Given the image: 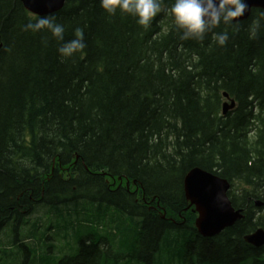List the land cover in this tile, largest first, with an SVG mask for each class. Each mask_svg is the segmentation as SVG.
<instances>
[{
	"label": "trees",
	"instance_id": "trees-1",
	"mask_svg": "<svg viewBox=\"0 0 264 264\" xmlns=\"http://www.w3.org/2000/svg\"><path fill=\"white\" fill-rule=\"evenodd\" d=\"M53 13L65 41L83 29L82 54L60 57L50 34L22 31L37 15L0 0L5 264H264L243 239L264 226V12L221 24L224 47L211 33L181 40L165 12L147 29L99 0ZM195 167L226 178L243 211L213 236L184 196Z\"/></svg>",
	"mask_w": 264,
	"mask_h": 264
},
{
	"label": "clouds",
	"instance_id": "clouds-1",
	"mask_svg": "<svg viewBox=\"0 0 264 264\" xmlns=\"http://www.w3.org/2000/svg\"><path fill=\"white\" fill-rule=\"evenodd\" d=\"M99 6L109 16L119 12L134 18L137 25L144 29L151 26L158 14L165 12L171 18L172 26L181 33V40L202 41L211 33L212 39L219 47L226 46L229 33L215 30L221 24L237 26L240 23L239 18L249 10L246 0H171L169 6L164 5V0H99ZM22 31H43L50 34L59 44L57 53L62 58L82 54L86 48L81 28L74 30V38L65 41V27L57 22L54 13L37 15L34 21L30 20L22 26ZM254 36L255 33L252 34L253 38Z\"/></svg>",
	"mask_w": 264,
	"mask_h": 264
},
{
	"label": "water",
	"instance_id": "water-1",
	"mask_svg": "<svg viewBox=\"0 0 264 264\" xmlns=\"http://www.w3.org/2000/svg\"><path fill=\"white\" fill-rule=\"evenodd\" d=\"M29 12L43 15L59 10L66 0H20ZM249 10L239 20L249 17L252 8L264 11V0H246ZM225 97L227 94L223 93ZM234 106L224 102L223 113ZM229 183L214 173L195 167L189 170L183 178V191L190 205L194 206L197 216L194 225L202 236H212L224 228L231 226L242 216L241 209H234L226 191ZM244 240L255 246L264 245V229L258 228L252 233L244 235Z\"/></svg>",
	"mask_w": 264,
	"mask_h": 264
},
{
	"label": "rangeland",
	"instance_id": "rangeland-1",
	"mask_svg": "<svg viewBox=\"0 0 264 264\" xmlns=\"http://www.w3.org/2000/svg\"><path fill=\"white\" fill-rule=\"evenodd\" d=\"M228 111V110H227ZM262 199H259V201H261ZM256 211H259L258 210V208H257V210ZM259 213H263V212H259ZM36 217V215L35 214H33V215H31V217H29V219H28V222H27V224L25 225V226H23V228H22V231L24 232L25 231V229H27V227L29 226V224L32 222V220L34 219ZM48 223V222H47ZM12 228V229H11ZM10 238H11V241H12V244L14 243V241H15V239L16 238H18L19 237V235L20 234H18V235H16L15 233H13V224H12V226L10 227ZM55 235V234H54ZM53 235V236H54ZM69 238V237H68ZM36 239V236L34 237V239L32 238L31 240L33 241V240H35ZM72 242H73V238H72ZM57 243V242H56ZM65 243V241H63V243L62 244H64ZM3 245H6V243H4V239L3 238H0V259H3L4 257H5V254H4V250H3V248H7V247H3ZM56 246H57V244H55ZM55 250V249H54ZM14 251H15V249H14ZM13 251V252H14ZM20 255H21V252L19 251L18 252ZM66 254H68V252H66ZM21 258H22V260H19V261H21V262H16V263H13V264H20V263H22L23 262V259H24V255L22 254L21 255ZM0 264H1V262H0Z\"/></svg>",
	"mask_w": 264,
	"mask_h": 264
}]
</instances>
